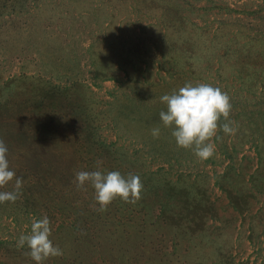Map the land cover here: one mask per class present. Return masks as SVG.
I'll return each mask as SVG.
<instances>
[{"label":"rangeland","instance_id":"1","mask_svg":"<svg viewBox=\"0 0 264 264\" xmlns=\"http://www.w3.org/2000/svg\"><path fill=\"white\" fill-rule=\"evenodd\" d=\"M0 264H264V0H0Z\"/></svg>","mask_w":264,"mask_h":264}]
</instances>
